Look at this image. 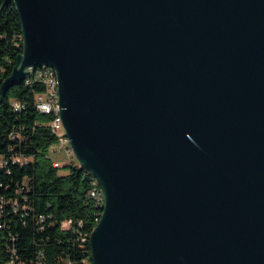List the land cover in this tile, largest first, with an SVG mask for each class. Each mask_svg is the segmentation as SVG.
<instances>
[{
	"label": "water",
	"instance_id": "1",
	"mask_svg": "<svg viewBox=\"0 0 264 264\" xmlns=\"http://www.w3.org/2000/svg\"><path fill=\"white\" fill-rule=\"evenodd\" d=\"M7 1V0H6ZM27 68L105 205L93 264H264V0H14Z\"/></svg>",
	"mask_w": 264,
	"mask_h": 264
},
{
	"label": "trees",
	"instance_id": "2",
	"mask_svg": "<svg viewBox=\"0 0 264 264\" xmlns=\"http://www.w3.org/2000/svg\"><path fill=\"white\" fill-rule=\"evenodd\" d=\"M22 52L23 31L15 2L0 0V154L31 158L28 163L10 164L11 173L0 175V195L18 202L16 209L6 204L0 217L6 225L0 229V264L9 259L10 233L18 238L15 243L22 264H64L68 260L93 264L90 236L103 204L99 201L98 207L89 198L90 177L85 169L72 164L55 168L47 157L57 137L49 126L53 116L41 113L35 104V93L42 86L27 85L33 76L28 73L22 84L2 95V84ZM13 98L23 105L21 109H14ZM12 133L19 137L13 139ZM80 220L83 227L78 242L75 230Z\"/></svg>",
	"mask_w": 264,
	"mask_h": 264
},
{
	"label": "built area",
	"instance_id": "3",
	"mask_svg": "<svg viewBox=\"0 0 264 264\" xmlns=\"http://www.w3.org/2000/svg\"><path fill=\"white\" fill-rule=\"evenodd\" d=\"M40 84L42 86V90L35 93V104L37 109L44 114H50L53 116L52 120L49 123V126L52 132L56 135L57 141L49 147V151L47 153V157L51 159L52 164L55 168H61L64 165H75L79 168L82 167L80 161L77 159L75 152L72 148L71 141L67 135L65 130L62 118H61V108L59 99H54V89L51 88V80L47 77L46 72L35 71L32 79L29 80L27 85ZM12 105L15 110H19L23 107V105L13 100ZM11 137L14 139L19 137L18 134H11ZM64 153L66 159L61 162L60 160L54 158V156ZM31 158L24 157L22 155L7 157L4 154H0V175L1 174H10L11 168L10 164L14 165V162H26L28 163ZM87 171V170H86ZM90 177V188L88 191L89 198L95 201V204L99 207V187L95 184L94 180H92L91 171H87ZM25 184V183H24ZM3 184L0 181V187ZM18 192H21V189L18 188ZM11 203L13 204V208H18V202L16 200H10L6 198L5 195H0V217L3 216V212L5 209V205ZM99 214V213H98ZM45 218L43 216L40 217V221L43 222ZM79 227L75 230L77 234V241L80 242V234H82L81 228L83 227V222L78 221ZM6 225L0 222V229H3ZM9 244H7V252L9 254V259L7 264H22L19 256L18 249L16 245V240H18L17 236L10 233L9 235ZM64 264H75L73 261L68 260Z\"/></svg>",
	"mask_w": 264,
	"mask_h": 264
},
{
	"label": "bare ground",
	"instance_id": "4",
	"mask_svg": "<svg viewBox=\"0 0 264 264\" xmlns=\"http://www.w3.org/2000/svg\"><path fill=\"white\" fill-rule=\"evenodd\" d=\"M27 71H28V73H32L33 76H34L35 71L46 72L47 77L50 78V80H51V88L54 89V99H59L58 74H57V70L54 67L48 66V65H42V66H39L36 68L29 67V68H27ZM29 80L30 79H28L26 82H29ZM91 175L95 179V181H94L95 184H97L99 187V201L102 202V204H103L102 209H103L104 205H105V194H104L103 187H102L99 179L92 172H91Z\"/></svg>",
	"mask_w": 264,
	"mask_h": 264
},
{
	"label": "rangeland",
	"instance_id": "5",
	"mask_svg": "<svg viewBox=\"0 0 264 264\" xmlns=\"http://www.w3.org/2000/svg\"><path fill=\"white\" fill-rule=\"evenodd\" d=\"M14 99L15 98H13L12 100H14ZM54 158H56V159L60 160L61 162H63L66 159V156H65L64 153H61L59 155L54 156Z\"/></svg>",
	"mask_w": 264,
	"mask_h": 264
}]
</instances>
